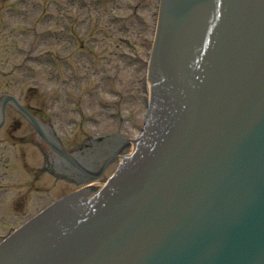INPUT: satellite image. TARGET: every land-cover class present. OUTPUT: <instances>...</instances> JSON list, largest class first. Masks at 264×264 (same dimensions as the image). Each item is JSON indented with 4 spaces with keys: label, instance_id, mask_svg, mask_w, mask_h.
I'll return each mask as SVG.
<instances>
[{
    "label": "water",
    "instance_id": "95a60500",
    "mask_svg": "<svg viewBox=\"0 0 264 264\" xmlns=\"http://www.w3.org/2000/svg\"><path fill=\"white\" fill-rule=\"evenodd\" d=\"M198 3L202 4V12L207 9L208 0H185L184 14H194ZM171 19L166 13L162 14L151 58L152 71L161 82L154 89L153 113L148 121L151 140L143 146L142 150L147 149L131 170L120 176L119 173L114 180L115 190H122L134 180L140 190L147 191L141 195L135 220L141 225L149 220L155 226L146 238H139L140 241L130 239V234H134L129 231L120 243L123 246L135 242V246L148 249L162 244L164 253L157 255L160 264H170V261L171 264H264V157L254 146L256 135L264 133V86L254 89L241 84L238 95L235 81L216 83L224 91L219 99L223 104L227 101L230 110L221 109V104L205 102L201 107L203 115L201 111L199 114L202 120L194 123L189 115L192 101L195 103L194 98L199 95L198 63L190 55L193 48H186L183 39L179 40L181 45L174 40L175 45L168 51L170 59L166 60L163 42L169 37L166 21ZM180 22L179 18L173 21L178 26ZM231 110L236 113L232 115ZM222 114L226 117L221 118ZM207 116L214 117L211 120L215 122H205ZM169 135L175 136L172 144L167 141ZM230 151H233L232 159L227 156ZM156 157L169 172L171 181L164 182L154 174H149V180L140 178L142 173L146 174L144 170L151 164L150 159ZM105 186H90L91 200L96 199ZM113 191L111 187V194L98 202L101 205L98 213L103 210V204L107 205L117 194ZM149 197L159 201V211L146 209L144 205ZM45 219L34 221L0 246L2 255H37L21 262L17 257L4 256L0 264H47L49 254L58 253L64 239L85 220L82 218L77 225L67 223L66 229L51 224L50 228H43L33 236L27 232ZM71 219L74 221L73 216ZM132 228L142 231L136 225ZM40 234L47 235L33 241L27 239V236L34 239ZM165 236L167 238H163Z\"/></svg>",
    "mask_w": 264,
    "mask_h": 264
},
{
    "label": "rangeland",
    "instance_id": "374dc122",
    "mask_svg": "<svg viewBox=\"0 0 264 264\" xmlns=\"http://www.w3.org/2000/svg\"><path fill=\"white\" fill-rule=\"evenodd\" d=\"M158 0H0V95L53 126L68 153L93 138L137 139L147 112L146 68ZM9 114V115H8ZM7 109L0 132V242L74 186L40 173L13 140L35 132ZM12 130V129H11ZM119 165L107 167L108 179Z\"/></svg>",
    "mask_w": 264,
    "mask_h": 264
},
{
    "label": "bare ground",
    "instance_id": "6f19581e",
    "mask_svg": "<svg viewBox=\"0 0 264 264\" xmlns=\"http://www.w3.org/2000/svg\"><path fill=\"white\" fill-rule=\"evenodd\" d=\"M43 133L50 142L55 143L54 140L56 141V134H54L52 129L43 127ZM133 148L134 146L132 145V143L130 144L127 139L123 137H119L118 139L114 140V143L113 140L106 142H98L86 148L84 153L81 154V157L78 156L77 158H74L76 168H74L73 166H67L66 163L63 162V160H60V162L57 161V167L60 170L64 171V173L73 176L78 175L76 169H78L82 174L92 175L96 174L100 170V168H102L103 165L107 162L106 160L113 155L119 157L121 161H128L133 155ZM95 184L106 185L107 182L92 183L89 184L87 187H90Z\"/></svg>",
    "mask_w": 264,
    "mask_h": 264
}]
</instances>
